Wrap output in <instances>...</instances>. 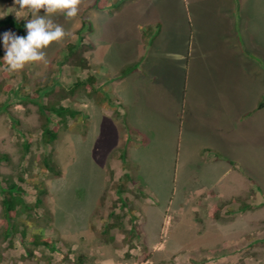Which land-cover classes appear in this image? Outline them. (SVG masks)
<instances>
[{
  "label": "rangeland",
  "instance_id": "1",
  "mask_svg": "<svg viewBox=\"0 0 264 264\" xmlns=\"http://www.w3.org/2000/svg\"><path fill=\"white\" fill-rule=\"evenodd\" d=\"M225 1H190L186 24L182 0H108L103 8L80 0L75 17L53 15L69 35L43 49L44 61L15 72L0 63V200L15 183L30 205L6 223L0 203V264H264L259 74L220 50ZM243 1L264 12V0ZM143 11L153 15L139 30L142 48L152 50L151 78L134 72L139 56L121 45L135 43ZM6 15L32 18L0 0ZM40 100L80 112L49 144L41 141ZM48 157L57 174L45 167ZM111 221L121 227L106 231ZM38 233L53 250L32 245Z\"/></svg>",
  "mask_w": 264,
  "mask_h": 264
},
{
  "label": "crops",
  "instance_id": "2",
  "mask_svg": "<svg viewBox=\"0 0 264 264\" xmlns=\"http://www.w3.org/2000/svg\"><path fill=\"white\" fill-rule=\"evenodd\" d=\"M190 1L194 0H182V13L184 14V22L186 24L189 22V17L187 16L188 10L187 6L190 4ZM239 3L237 4V0H226L225 3L221 6L219 10L225 11L226 15L223 17L222 25L219 31L215 32V35L218 36V38H221L220 42V50H222L227 56L230 57L232 62L235 64L236 68L238 69H246L249 68L252 69L254 72L259 74V84H258V90L257 93L254 96L253 99V106L254 108L264 110V103L260 102V98L264 97V64H263V57H264V47H263V27L264 25H260V23L264 24V12L261 10H258V7L260 3L257 4L251 3L248 1L245 2L243 0H239ZM247 5L245 6V4ZM188 4V5H187ZM135 7V6H131ZM138 7V6H136ZM259 12V13H258ZM153 16V15H150ZM148 15H146L143 11V16L139 18V24L135 23L134 27L138 30L142 29V23H145L149 20ZM152 24H156V31L163 33V30L161 27V24L163 25L162 18L155 16L152 17V20H150ZM151 24V25H152ZM150 26V24L148 25ZM136 32V30L134 31ZM137 33V32H136ZM190 32H188L189 34ZM156 34V35H157ZM258 34V39L257 35ZM140 34V32L135 35V37H132L134 39L135 43L130 44L128 41L121 42V45H127V50L130 54L132 52L136 58V56H139V64L136 65L134 68V72H139L146 70L148 71L149 78L152 76V72L150 71L152 68V57L150 56V53H152V50L148 45L144 49L142 48L143 45V39L144 37ZM131 37V36H130ZM187 39H190L187 36ZM218 40V39H217ZM230 49V51L227 50V47ZM187 48V46H186ZM247 53H250L253 58L246 56ZM188 54V53H187ZM193 56V54H188L189 59ZM130 57V56H129ZM128 57V58H129ZM228 58V57H227ZM185 57L183 56V64L185 65ZM229 59V58H228ZM225 59V63L227 64V60ZM258 59V61H257ZM261 59V60H260ZM136 76V75H135ZM135 76H125L126 79H132ZM122 78V77H121ZM123 79V78H122ZM121 79V81H122ZM184 86L180 85L179 92L181 93L185 88H182ZM126 89V86H125ZM185 92V91H184ZM179 98H181V94L178 95ZM184 99L182 98L181 102H183ZM179 112V111H178ZM178 112H175V116H177ZM247 112H242V115L246 114ZM180 114H178L179 116ZM177 120V117H175ZM178 121V120H177Z\"/></svg>",
  "mask_w": 264,
  "mask_h": 264
},
{
  "label": "clouds",
  "instance_id": "3",
  "mask_svg": "<svg viewBox=\"0 0 264 264\" xmlns=\"http://www.w3.org/2000/svg\"><path fill=\"white\" fill-rule=\"evenodd\" d=\"M79 3L80 0H14L18 9L29 10L32 18L25 20V35H17L12 28L0 32V44L4 49V55L0 58L6 65V70L15 72L23 69L29 62L44 61L43 49L69 35L63 25L54 22L53 15L75 17ZM41 9L44 10L43 15L39 14ZM22 17L15 15L16 20Z\"/></svg>",
  "mask_w": 264,
  "mask_h": 264
},
{
  "label": "trees",
  "instance_id": "4",
  "mask_svg": "<svg viewBox=\"0 0 264 264\" xmlns=\"http://www.w3.org/2000/svg\"><path fill=\"white\" fill-rule=\"evenodd\" d=\"M108 0H94L93 7L95 8H103ZM84 23V22H83ZM25 22L24 21H17L12 16L6 15L3 18H0V29L4 28H12L16 31L17 35H25L26 29L24 27ZM72 45H69L70 52H74V48H72ZM1 54V51H0ZM80 64L85 63V58L80 57ZM3 60L0 59V63H2ZM136 64L127 65V67L123 68L121 71V75L127 73L128 71H131ZM91 79V78H90ZM87 82V80L84 81H77L73 85L74 87H78L79 85H84ZM86 85V84H85ZM57 88V86L53 85L51 89ZM45 92V91H44ZM48 92V91H47ZM46 92V93H47ZM36 96H42V94L37 93ZM38 107V111L41 117V141L44 144L52 143L53 140L57 137L58 130L60 129L62 123H66L68 118H77L80 114L79 110L73 109L69 106H63L58 104H44L40 101L35 102ZM55 115L59 118V120H56L55 123H53L50 126V115ZM121 150V148H120ZM120 158L121 160L124 159V152H120ZM124 162V161H123ZM44 165L45 167L49 168L50 172L53 174H57L59 170L56 168L54 164H52L50 157L44 159ZM42 191V190H39ZM117 195L118 199L121 201V180L120 183L117 186ZM23 189L19 186H17L15 183H11L7 189H4L1 191V207H2V214L4 218V222L9 223V220H12L16 216H19L21 213H24L28 208L29 204L24 200L23 198ZM39 199L36 200L35 204H37ZM123 203L126 202V199L122 200ZM34 204V205H35ZM112 227H121L120 222H107L105 224V230L108 231ZM31 243L34 247H37L39 245H44L48 247L50 250H53V243L49 238H45L42 236L41 233L34 234L31 240Z\"/></svg>",
  "mask_w": 264,
  "mask_h": 264
}]
</instances>
